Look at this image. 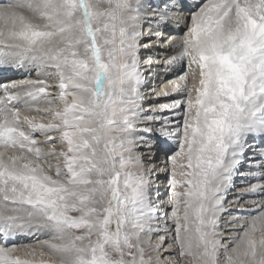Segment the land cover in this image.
I'll list each match as a JSON object with an SVG mask.
<instances>
[{"label": "snow or ice", "instance_id": "6c2138e0", "mask_svg": "<svg viewBox=\"0 0 264 264\" xmlns=\"http://www.w3.org/2000/svg\"><path fill=\"white\" fill-rule=\"evenodd\" d=\"M177 6L0 0V69L29 76L0 84V239L47 237L23 259L0 246V264H264V144H248L264 141V0H201L165 42ZM146 34L171 49L157 67L183 73L170 120L145 110Z\"/></svg>", "mask_w": 264, "mask_h": 264}, {"label": "bare ground", "instance_id": "6f19581e", "mask_svg": "<svg viewBox=\"0 0 264 264\" xmlns=\"http://www.w3.org/2000/svg\"><path fill=\"white\" fill-rule=\"evenodd\" d=\"M182 2H183V4H184V10H179V6H177V12L175 13V16H174V18H177L178 20V22H177V25H174L175 27H172V26H170L171 28H172V31L171 32H165L164 33V36H163V38L165 37V40H166V38L168 39V38H173V37H178L179 35H181L182 34V31H180L179 32V28L181 29L182 28V26H180L179 24H182L183 22H184V20H185V16L186 15H190V12H189V10L190 9H192L193 7H194V5H196V4H198V3H200L201 2V0H182ZM179 15H181L180 17H178ZM172 25V24H171ZM184 29V28H183ZM145 33H147V29H145ZM147 34L145 35V37L143 38V39H146L147 41H149V39L150 38H148L147 39ZM154 38V37H153ZM144 42V41H143ZM158 42H159V44H160V42L161 41H158V39H157V49H161V51H163V53H164V50L165 49H167L165 46H163V44L161 43V45H158ZM147 44V43H146ZM143 45H145V43L143 44ZM156 45V44H155ZM163 46V47H162ZM154 47V46H153ZM153 50H155V49H153ZM153 50H151L150 52H151V54L153 53L152 51ZM169 50V49H168ZM143 55V54H142ZM144 58V57H143ZM146 58V57H145ZM150 58V57H149ZM149 59H147L146 61H148ZM153 63H154V60H153ZM158 62H156L155 63V65L157 64ZM148 65V64H147ZM147 65H143V67H145V66H147ZM154 65V66H155ZM186 65H187V61H185L184 62V72H188L189 71V69H186ZM156 67V66H155ZM160 68V67H159ZM150 70L151 68H148V67H146V70ZM178 69H179V65H176L175 67H174V70L173 71H171V72H168V73H166L165 74V71L166 70H162L161 68H160V70L159 71H161V72H159L158 74L156 73V74H153V75H151L150 76V83L148 84V88H146L145 90V92H146V96H148L149 94H151V93H153V92H155V90H152V87H154V86H158L159 85V87H160V85H161V88H160V92L159 93H161V92H163V91H165V88H166V90L168 91V93H169V96L166 98V99H164L165 97L164 96H156V100L157 101H160V102H163L164 104H170L171 102H172V99L173 98H179V97H177L176 96V94L174 93V92H172V90H171V87H170V85H169V80H171V79H176L177 77H178V75H180L181 73H179V71H178ZM11 71H14L13 69L11 70ZM152 72V71H151ZM4 76H7L6 78H4V81H2V82H7V83H10V82H12V81H14V80H20V79H27V78H29V76H28V73L26 72V73H24L23 75H16V72H11V73H8V74H4V75H2V74H0V80L1 79H3V77ZM154 77V78H153ZM31 78H35V74H33L32 75V77ZM165 83V84H164ZM167 85H168V87L169 88H167ZM159 88H157L156 90H158ZM161 89H162V91H161ZM155 99V97L154 98H149L148 100L149 101H153ZM156 111H158L159 113H160V115H161V118L163 119V120H170V119H173V117H172V113L170 112V111H162L159 107H158V109L156 110ZM171 113V114H168V113ZM38 119H39V117H38ZM38 140H40V139H42V138H37ZM248 143H249V145H255V146H257L256 147V151L257 152H260L261 151V148L259 147L261 144H264V141H262L259 137H255L254 139H250L249 141H248ZM249 156H250V154H249ZM166 156L164 155V152H162V151H160V152H158V154H157V152H156V155H155V159L154 160H157V161H159V163H158V165H156L155 163V166H157V175L161 178V180L159 181L160 183H163L162 185H161V190H163V193L162 194H160V197L163 199L166 195H168V192H169V190H170V185L168 186L167 184H166V180H168V177H167V173H168V171H169V169L171 168V170H173L172 169V165H170L169 164V166H168V168H167V165H168V163L166 162V158H165ZM157 158V159H156ZM53 162H55V161H53ZM252 162L250 161V159H249V157H246L245 159H244V161H243V170L244 171H246L247 169H248V167L250 166V164H251ZM163 179V180H162ZM171 179V178H170ZM253 182H255V181H253ZM237 184V186H235V187H232V188H234V189H236L234 192H233V195H235L236 197H238V196H240V194H241V192H242V190H243V188L245 187V185H246V181L242 178V176L238 173L235 177H234V184ZM231 188V189H232ZM169 189V190H168ZM232 198V197H231ZM244 200L241 202L242 204H248L251 200H259L260 199V197L259 196H249V195H245L244 196V198H243ZM165 201V200H164ZM231 202V200H229V203ZM228 206V205H227ZM232 208H233V214L235 213L236 215L238 214V215H240L241 213H239L236 209H235V206L234 205H232ZM251 211H253L251 208H249V209H247V211L244 213L245 215L247 214V212H251ZM230 217H228V216H225V219H229ZM43 238H46L45 236H43V235H39V234H31V233H25V234H22V235H19V236H13V237H11V238H9L7 241H5V242H3V241H1V239H0V246H4L5 244H7V246L8 247H15L16 249H17V252H16V255H19L22 259L23 258H25L24 256H23V250L25 249V248H28V247H30V246H32V245H35V244H37L39 241H37L36 243H31L30 244V246H28V243H30V242H33V241H35V240H44Z\"/></svg>", "mask_w": 264, "mask_h": 264}, {"label": "rangeland", "instance_id": "374dc122", "mask_svg": "<svg viewBox=\"0 0 264 264\" xmlns=\"http://www.w3.org/2000/svg\"><path fill=\"white\" fill-rule=\"evenodd\" d=\"M181 15H179L178 17H180ZM186 16H188L189 17V21H190V15H186ZM178 19L177 18H174V20H173V23H172V25H170V26H172V27H175L174 25H177V21ZM180 26H182V28L180 29H178L179 30V32L180 31H182L183 30V28H185V20H184V22L182 23V24H179ZM146 32V31H145ZM149 37H147V39H148ZM168 39H170V38H168ZM167 38H166V40H165V37L163 38V40L166 42L167 40H168ZM143 43H142V47H141V52H140V55H141V58H142V71L145 73V77H144V82H143V85H142V93H143V95H144V97H145V110L147 111L149 108H152L154 111H156L157 109H158V107H159V105H163L164 103V101L163 102H160V101H157L156 100V96H157V93H159L160 92V88H161V85H160V87H159V85L158 86H154V87H152V90H155V92H153V93H151V94H149L148 96H146V88H148V84L150 83V76L151 75H153V74H158L159 72H161L162 70H165L162 66H160V68L162 69L161 71H159L160 70V68L159 67H157V64L155 65V63L156 62H158V61H162L164 58H166V56H168V55H171L172 54V52H171V49H169L168 50V48L166 47V44L165 43H162V42H160V44H159V42H158V45H161V43L163 44V46H165L167 49H165L164 50V53H163V51H161V49H157V38H151V39H149V41H147L146 39H143ZM158 41H160L159 39H158ZM145 43V45H149L147 48H145V47H143V44ZM147 43V44H146ZM156 44V45H155ZM154 46V47H153ZM162 46V47H163ZM153 49H155V50H153ZM151 50H153L152 52V54H151ZM143 54V55H142ZM144 57V58H143ZM146 57V58H145ZM151 58V60H152V62H153V60H154V63H152V67H151V69L149 70H146V67H148L149 68V66L147 65L148 64V61H146L147 59H150ZM147 65V66H145V67H143V65ZM156 67H155V66ZM175 67V66H174ZM174 67L172 68V69H170V70H167V71H165V74L166 73H168V72H171V71H173L174 70ZM186 69H189V67H188V65H186ZM152 71V72H151ZM189 71H190V69H189ZM188 71V72H189ZM181 74H183V73H181ZM154 78V77H153ZM177 79V78H176ZM171 80H174V79H171ZM171 80H169V81H171ZM189 81H190V83H191V78L189 77ZM165 84V83H164ZM157 88H159L158 90H156ZM167 88H169L168 87V85H167ZM165 90H166V88H165ZM161 91H162V89H161ZM169 96V95H168ZM154 98L155 97V99L151 102V101H149L148 99L149 98ZM167 97H165L164 99H166ZM159 115H160V113L158 112V111H156ZM168 114H171L170 112L168 113ZM159 125H156V127H158ZM37 138H42V137H40L39 135H37ZM149 139H150V137H149ZM249 144V143H248ZM174 148H175V146H174ZM155 152H157V154H158V152H160V150H158V149H156L155 150ZM172 154H174V152H169L168 153V156H171ZM165 155V154H164ZM166 158V162L168 163V165H167V168H168V166H169V164L171 165V162L167 159V157H165ZM157 159V158H156ZM54 163V162H53ZM153 163H155L156 165H158V163H159V161H157V160H154L153 161ZM156 168H157V166H156ZM244 171V170H243ZM171 172H172V170H171V168L169 169V171H168V173H167V177H168V180H166V184L169 186L170 184H169V181H170V178H171ZM246 172V171H245ZM161 180V178L158 176V180L156 181V184L158 185V187H159V193L160 194H162L163 193V190H161L162 188H161V185L164 183H160L159 181ZM163 180V179H162ZM235 186H237V184L235 183L234 185H233V187H235ZM169 190V189H168ZM236 189H234V188H232V189H230L227 193H226V196H227V200H228V202H229V200H231V201H233V199L234 198H236V196L235 195H233V192L235 191ZM169 195H170V190H169V192H168V195H166L163 199L161 198V200L162 201H164L165 200V202L168 200V198H169ZM232 197V198H231ZM244 200V199H243ZM243 200H241V202L243 201ZM227 206V205H226ZM169 212H170V209H169ZM233 215H236L235 213L233 214ZM238 215V214H237ZM227 216V215H226ZM47 238V237H46ZM46 238H43V239H46ZM153 239H155V238H153ZM37 241H43V240H35V241H33V242H30V243H28V246H30V244L31 243H36Z\"/></svg>", "mask_w": 264, "mask_h": 264}]
</instances>
